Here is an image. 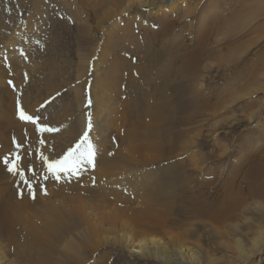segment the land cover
<instances>
[{
	"label": "rangeland",
	"instance_id": "rangeland-1",
	"mask_svg": "<svg viewBox=\"0 0 264 264\" xmlns=\"http://www.w3.org/2000/svg\"><path fill=\"white\" fill-rule=\"evenodd\" d=\"M176 8L165 19L134 8L128 18L107 0H0V114L8 117L0 119V264H242L243 254L264 264V236L262 249L251 245L264 233V201L247 202L222 226L187 209L199 188L207 199L223 196L234 165L264 150V0H187ZM88 44H105V66L117 58V67L88 63L82 71ZM197 47L208 71L190 82L185 57ZM189 91L199 92L191 108ZM204 99L221 104L208 110ZM152 107L160 115L147 113ZM21 109L39 119L21 120ZM85 132L94 167L55 179L41 156L60 159ZM188 147L197 160L204 154L201 177L187 169ZM17 156L24 179L3 162ZM15 206L24 215L10 224ZM149 238L167 257L146 260L123 248L126 239Z\"/></svg>",
	"mask_w": 264,
	"mask_h": 264
},
{
	"label": "bare ground",
	"instance_id": "bare-ground-1",
	"mask_svg": "<svg viewBox=\"0 0 264 264\" xmlns=\"http://www.w3.org/2000/svg\"><path fill=\"white\" fill-rule=\"evenodd\" d=\"M187 0H169L168 4H165L162 0H107V3H111L115 6V11H120L121 12H126V14H129L130 16H128V18H132V12L134 10V8L136 9H144L146 7H151L152 12H154V16L159 18L165 19L168 18L169 16H171L172 14L175 13V10L177 9L176 6L178 5H185ZM180 2V3H179ZM149 9V8H148ZM76 12V11H75ZM142 12V11H141ZM132 13V14H131ZM194 14V13H193ZM144 15L148 16L149 14L145 13ZM134 16V15H133ZM172 17V16H171ZM175 19V18H174ZM129 20V19H128ZM169 20V19H168ZM161 21V20H159ZM167 21V20H166ZM170 21V20H169ZM159 23V22H158ZM169 23V22H168ZM171 23V22H170ZM169 23V24H170ZM167 24V23H166ZM167 26V25H164ZM201 26V25H200ZM158 27V26H157ZM168 27V26H167ZM130 28V27H129ZM166 30V28H165ZM129 31V30H128ZM149 36V35H148ZM151 36V35H150ZM153 39V38H152ZM175 40V39H174ZM90 43V42H89ZM110 43V42H109ZM89 47V54H87V56L82 57L81 56V63H83L80 68L83 71V69H86L88 67V63L89 64H93V68L95 70H99L97 67H108L105 66L106 64H108L109 62L105 59V56L103 54L104 52V47L106 46L105 44L103 45H99L98 47H102V49L97 50L98 47L92 48L93 45L88 44L87 45ZM118 46V43L114 44V47ZM200 47V46H199ZM197 47V49L199 48ZM197 49H193L185 58H186V64H185V69H184V73L183 75L185 76V74L189 73L190 75V82L191 80H193V78L195 79V77L192 78L193 75H198L199 73H201V71L207 70V67L202 65L205 60V58H202V52L201 50H197ZM204 49V47H203ZM113 57V56H112ZM115 58V57H114ZM92 60V62H91ZM90 61V62H89ZM111 64L108 67V70H114V68L117 67L118 65V59H113L111 61ZM90 66V65H89ZM119 67V66H118ZM121 67V66H120ZM120 69V68H119ZM80 70V71H81ZM183 72V71H181ZM112 73V72H111ZM205 73V72H204ZM129 76V75H127ZM131 78V76H129V79ZM205 77H200L198 79V82L200 83L198 86V88H202L205 86L204 84V79ZM186 79H188V83H189V78L185 77L184 81H186ZM61 82H65L66 78L62 77ZM130 81H132L134 83V81L132 79H130ZM181 81V79H180ZM193 83V82H192ZM244 87V86H243ZM247 88H249L248 86H246ZM199 89V90H200ZM246 88H243V90H245ZM190 90V88H189ZM195 91V90H194ZM194 91H189L187 96V101L189 103V108H191V105H193L196 100V96L199 95V92L197 94V92ZM77 93V92H76ZM235 95V94H234ZM233 98V96L230 97V99ZM221 101V100H220ZM216 102V103H210L209 99H204V103L206 102L207 107H205V109L211 110V107L213 106V108L218 107L221 102ZM203 104V105H206ZM202 105V104H201ZM152 108L154 110H152ZM148 109V112L153 111V115L152 116H158L160 115V111L156 108V107H152ZM200 108V107H199ZM197 109V108H196ZM202 109V107H201ZM200 109V110H201ZM204 109V108H203ZM207 111V110H206ZM146 113V114H147ZM209 113V112H208ZM145 114V115H146ZM155 114V115H154ZM170 114V110L168 112V115ZM172 115V114H171ZM151 115H147L145 116L148 117ZM156 116V117H157ZM191 116V115H190ZM167 118H169V116H167ZM0 119L5 122L8 121V117L4 112H1L0 114ZM170 119V118H169ZM144 122L146 123L147 121L144 120ZM144 123V124H145ZM214 134V133H213ZM197 135V134H196ZM232 133H228V134H224V139L227 137H231ZM219 136H215V140L218 139ZM190 138V137H189ZM234 138V137H232ZM195 141V136H191L190 138V148L193 147V145H195L196 143H193ZM222 142V141H221ZM189 143V142H188ZM229 143V142H228ZM202 146V145H201ZM145 147L153 149L154 152H152L155 155V158H158V156H160V154L158 152H156V150H159L158 146H154V145H146ZM222 147V146H220ZM189 147L187 148V152H188V166L187 169L191 172V173H196V175L194 176H198L197 174H199V177L203 176L204 174V169L206 161L204 159V154H200V159L197 160V156L196 154L190 149ZM224 150L227 151V147L224 145L223 146ZM234 149V148H233ZM220 150V149H219ZM223 150V149H222ZM221 150V151H222ZM229 150V149H228ZM252 150V149H251ZM256 152L253 153V155H255L258 159H255L254 157H252L251 159L248 158L249 156H245L247 159V161H244L242 163L237 162V165H234V172L232 174H230L231 176L234 175V177L229 178V180H224L223 183L221 184L220 187V195L222 194L223 196H221L220 198H213L215 200L212 199H207L206 197H204L205 194H203L199 188V191L195 192L198 193L196 197H194L193 200H191V202H189V205L187 207L188 211H189V215H191L192 219H197V221L199 222H204L208 221L209 223L213 222H219V225H221V222L223 219H234L236 217L235 212H237L240 208L244 207V205L249 202V201H253V200H259L264 201V160L260 158V155H264V150H261L259 148L255 149ZM261 150V151H260ZM253 151V150H252ZM147 153V152H146ZM258 153H260L258 155ZM216 154V153H215ZM220 154V153H219ZM217 154V155H219ZM151 155V154H150ZM233 155V154H232ZM149 158V157H148ZM153 159V157H150ZM222 155L220 158L218 159H222ZM146 159V158H145ZM202 159V161H201ZM158 160V159H157ZM160 160V159H159ZM239 160V159H238ZM258 160V161H255ZM186 170V171H188ZM221 171V170H220ZM173 172V167H171V172ZM189 173V172H188ZM219 173V172H218ZM169 174V173H168ZM217 176V175H216ZM219 176V174H218ZM176 177V176H175ZM187 177H189L187 175ZM230 177V176H229ZM179 178V177H177ZM180 179V178H179ZM187 179V178H186ZM203 179V178H202ZM160 180V179H159ZM193 179H187V183L190 184L191 181ZM217 180V178H216ZM197 182V181H196ZM159 184V183H158ZM195 185V184H194ZM193 187V186H192ZM157 188V186H156ZM159 188V187H158ZM195 188V187H194ZM202 190H205L204 188ZM196 191V190H195ZM207 195V193H206ZM197 199V200H196ZM236 199V200H235ZM218 200V204H216V207H214L215 202ZM250 204V202H249ZM255 204V203H254ZM262 203L259 204H255L256 206H261ZM20 205V204H19ZM22 205V204H21ZM25 205V203H24ZM249 205L245 206V208L243 209V211H241L239 214L244 213V210L248 207ZM252 206V205H250ZM26 207H28L26 205ZM23 209V207H19L17 208V206L15 207H11L10 212L9 210V217H11L12 215V220H9L8 218L5 220L7 222L10 221V224H12L14 221H17L19 219V215H22L23 211L20 214V210ZM242 210V209H241ZM12 213V214H11ZM154 214V213H153ZM163 214V213H162ZM24 215V214H23ZM157 217V216H156ZM244 218V217H243ZM238 219L241 221V215H238ZM22 220H25V218H23ZM27 220V219H26ZM160 221V220H159ZM163 221V220H162ZM174 221V220H173ZM24 222V221H23ZM227 222V221H226ZM27 223V222H26ZM9 224V223H8ZM219 226V227H220ZM234 226V225H233ZM213 227V226H212ZM33 228V227H32ZM224 228V227H223ZM215 229V228H214ZM217 230V228L215 229ZM223 230V229H222ZM250 230H252L250 228ZM48 231V230H47ZM219 231V229H218ZM222 233V232H221ZM253 233V232H252ZM249 235V234H248ZM262 235L264 236V233L258 234L257 238L254 239L251 243L252 247L256 248L257 250H260L262 248H260V240H262ZM250 236V235H249ZM253 237V236H252ZM255 237V236H254ZM39 238H41V236H39ZM43 238V237H42ZM222 238V237H221ZM248 238V237H247ZM248 240V239H247ZM160 240L158 239H154V238H149V239H145V241L143 240H139L137 241V243H133L131 241H128L126 239L125 242H128L126 244H122L123 248H128L129 249V253H137V254H141V257L148 260V259H160V258H164L167 257V252L166 250L163 248V246L159 243ZM135 242V241H134ZM241 242V241H240ZM124 243V242H123ZM242 243V242H241ZM246 244V243H245ZM243 246V244H240ZM121 246V245H120ZM182 246V245H180ZM178 247V246H177ZM242 248V247H241ZM240 248V249H241ZM180 249V248H179ZM126 250V249H125ZM177 250V249H176ZM187 250V249H186ZM182 251L181 253H184L185 256L190 259L189 261L194 260V257L192 259V257L189 255V251L186 253ZM242 251V250H241ZM180 252V251H179ZM128 253V252H127ZM136 254V255H137ZM170 254V253H168ZM172 254V253H171ZM178 255V254H177ZM170 256V255H169ZM171 257V256H170ZM186 258V259H187ZM240 259L242 261V264H250V262H248L250 260V256H248V254H243L240 256ZM169 260V259H168ZM197 260V259H196ZM198 261V260H197ZM165 262V261H164Z\"/></svg>",
	"mask_w": 264,
	"mask_h": 264
},
{
	"label": "snow or ice",
	"instance_id": "snow-or-ice-1",
	"mask_svg": "<svg viewBox=\"0 0 264 264\" xmlns=\"http://www.w3.org/2000/svg\"><path fill=\"white\" fill-rule=\"evenodd\" d=\"M19 118L24 121H30L36 123L39 119L38 117H33L26 114L22 109L18 113ZM88 128H91V122L88 123ZM40 131H57L53 128H41ZM43 143V141H41ZM18 147L20 145H17ZM94 157H95V146L88 139V133L85 132L84 136L81 138L80 142L75 145V147L69 148L68 151L58 160L49 161L48 157L41 156L43 159L48 172L59 180L61 178L60 174L63 173L66 176H77L82 170L84 165H89L94 167ZM20 157L17 156L16 160L9 163L7 157L4 158V163L8 166V171L16 175L17 173L22 179L25 177L24 170L20 168L18 161ZM31 170V169H29ZM47 179V177H45ZM25 183L29 185V190L31 191V184L25 179Z\"/></svg>",
	"mask_w": 264,
	"mask_h": 264
}]
</instances>
